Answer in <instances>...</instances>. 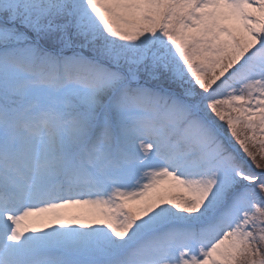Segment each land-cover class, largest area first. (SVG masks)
I'll use <instances>...</instances> for the list:
<instances>
[{
    "label": "snow or ice",
    "instance_id": "6c2138e0",
    "mask_svg": "<svg viewBox=\"0 0 264 264\" xmlns=\"http://www.w3.org/2000/svg\"><path fill=\"white\" fill-rule=\"evenodd\" d=\"M0 264H264V0H0Z\"/></svg>",
    "mask_w": 264,
    "mask_h": 264
}]
</instances>
